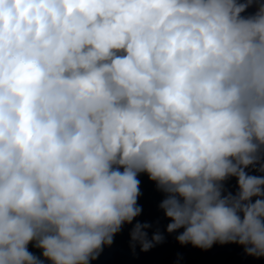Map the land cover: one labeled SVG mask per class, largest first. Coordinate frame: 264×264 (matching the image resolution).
<instances>
[{"label":"clouds","instance_id":"obj_1","mask_svg":"<svg viewBox=\"0 0 264 264\" xmlns=\"http://www.w3.org/2000/svg\"><path fill=\"white\" fill-rule=\"evenodd\" d=\"M125 228L264 261V0H0V264H96Z\"/></svg>","mask_w":264,"mask_h":264},{"label":"water","instance_id":"obj_2","mask_svg":"<svg viewBox=\"0 0 264 264\" xmlns=\"http://www.w3.org/2000/svg\"><path fill=\"white\" fill-rule=\"evenodd\" d=\"M141 181V197L138 203L143 207L141 221H155L161 216L157 211L161 194L155 191V186L149 182L146 175L139 177ZM167 221L161 220V230ZM151 235V232L149 233ZM128 228L118 235L110 249L96 264H264V261L253 260L242 254V249L236 246H214L210 251L203 252L190 246L181 247L175 241V236H166L165 242L156 246L148 253H142L139 248L133 256L128 247ZM179 258V259H178Z\"/></svg>","mask_w":264,"mask_h":264}]
</instances>
